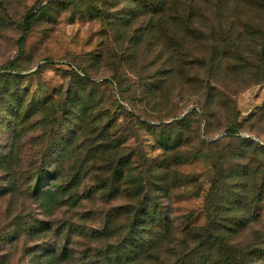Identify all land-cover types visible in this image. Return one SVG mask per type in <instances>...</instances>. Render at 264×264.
<instances>
[{
	"label": "rangeland",
	"instance_id": "rangeland-1",
	"mask_svg": "<svg viewBox=\"0 0 264 264\" xmlns=\"http://www.w3.org/2000/svg\"><path fill=\"white\" fill-rule=\"evenodd\" d=\"M152 1L0 0V264H264V0Z\"/></svg>",
	"mask_w": 264,
	"mask_h": 264
},
{
	"label": "trees",
	"instance_id": "trees-1",
	"mask_svg": "<svg viewBox=\"0 0 264 264\" xmlns=\"http://www.w3.org/2000/svg\"><path fill=\"white\" fill-rule=\"evenodd\" d=\"M137 1L139 3H141L142 6H148V5L155 6L154 5L155 1H152V0H137ZM156 11H157V8H155L153 12H156ZM36 17H37V15H36V12H34V11L28 13L27 16L25 17V20H24L23 25H22V34L19 38V51H20V53L22 52V49H23V47L26 43V40H27V36L30 33L32 26H33L34 22L36 21ZM160 141H161V144L164 146V149L166 151L173 150L177 146V140L172 138V136L168 130L162 131V133L160 135ZM109 148L110 147H108L107 149H109ZM63 162L64 161L62 160V163ZM115 164H117V167H115L113 179L115 181H121L122 178L124 177V174L126 172H129V168H127V167L122 168L121 163H115ZM129 164L132 165L128 161L127 165H129ZM60 172H61V170H60ZM53 175H54L53 173L50 174V173H48V171H46V169H44L40 175V180L45 179L47 176L52 177ZM60 175H61V173H60ZM157 190H159V189H157ZM133 192L135 195H138L141 193V190L139 189V187L138 188L135 187L133 189ZM49 194H50L49 190L43 191V192H41L40 197L41 196L45 197ZM127 208H129V207H127ZM126 212L131 215V218H133V226L135 229L138 228L141 224H142V226H144L143 228H146L147 224H149V223H153L156 221H162V220L157 219L159 216L157 209H154V208L150 209L147 207V205H145L144 207H142V206L138 207L137 210L130 207V209ZM219 240H220V243L222 244V237H220ZM128 242H129V240H126L124 242L125 245L122 249L113 252L111 259L109 257V260H108L109 264H131L132 262H134L135 257L133 254L126 255L123 252V249L126 248V245H128ZM142 242H144V241H142ZM140 245H141L140 247L143 248L144 244L141 243ZM130 246H133V240L130 242ZM51 258H48L46 261L50 262ZM229 262H230L229 260H225L223 262L221 261L220 264H239V262L236 260L232 261V263H229ZM206 264H208V262Z\"/></svg>",
	"mask_w": 264,
	"mask_h": 264
}]
</instances>
